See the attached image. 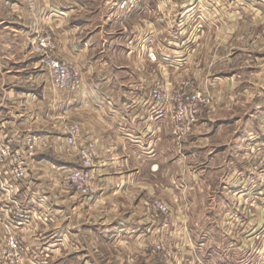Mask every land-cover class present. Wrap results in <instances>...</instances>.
<instances>
[{"label":"crops","instance_id":"obj_1","mask_svg":"<svg viewBox=\"0 0 264 264\" xmlns=\"http://www.w3.org/2000/svg\"><path fill=\"white\" fill-rule=\"evenodd\" d=\"M68 2L0 0V143L19 148L32 136L36 153L19 183L0 166V264L17 211L30 216L18 233L25 264H264V160L255 151L264 142V0H140L157 7L141 19L146 30L108 42L98 39L113 31L91 27L88 5ZM168 6L218 22L175 43L172 61L153 24L171 17ZM44 32L82 70L79 92L61 91L40 68L31 45ZM170 72L214 98L181 141L147 101L158 77L175 80ZM75 123L78 144L95 152L92 198L64 180L80 166L68 150ZM154 197L176 215L172 261L153 251L159 224L145 204Z\"/></svg>","mask_w":264,"mask_h":264},{"label":"built area","instance_id":"obj_2","mask_svg":"<svg viewBox=\"0 0 264 264\" xmlns=\"http://www.w3.org/2000/svg\"><path fill=\"white\" fill-rule=\"evenodd\" d=\"M31 47L33 53L40 57V68L48 71L58 89L68 94L81 90L82 70L57 55L55 40L49 33L37 35ZM148 56L152 62H157L155 53L151 52ZM153 84L147 99L151 104L152 116L156 119L169 116L171 134L177 141L191 134L204 112L214 106V98L206 94L192 78L177 77L173 83H167L163 78L158 77ZM80 129L81 125L75 123L70 129L68 138V150L78 153L80 166L65 171L64 180L67 186L75 188L83 196L92 198L96 194L93 186L95 152L89 147L78 144L77 135ZM255 151L264 160V142L255 148ZM35 155L33 137H28L24 146L19 148H13L8 143H0V166L4 167L17 183L27 177L30 163ZM149 210L152 219L158 220L159 232L165 233L154 244L153 251L164 260L172 261L174 249L168 244L167 238L179 233L171 228L174 219L172 207L160 198H152ZM29 218L28 213L17 211L11 224L7 225L11 231L5 237L7 249L2 264H25L26 247L18 233L28 223Z\"/></svg>","mask_w":264,"mask_h":264},{"label":"rangeland","instance_id":"obj_3","mask_svg":"<svg viewBox=\"0 0 264 264\" xmlns=\"http://www.w3.org/2000/svg\"><path fill=\"white\" fill-rule=\"evenodd\" d=\"M61 1L63 3H69L68 1H70V2L74 1L75 2L74 5H77L80 3H82V4L86 3L88 5V7L85 8V10H83L84 11L83 13L85 15H87L89 17L88 19H90L92 21L91 27L93 28L95 25V29L101 30L103 28V30L107 29V32L113 31L112 33L101 34L100 38L98 39V41H100V42H102V41L108 42L109 39H111L112 35H113V37H116V35L119 36L118 32H121V31L123 32V31H125V29H128L129 31L132 32V31H134L135 26L141 27V28H138L139 30L143 29V28L145 29V22L141 21V19H143L146 15L154 14L157 11L156 6H147L145 4H141V3L137 2L140 0H134V4H132L133 3L132 0H61ZM181 9H182V7L168 6L167 12L169 13V15H171V17L169 16V18L164 22L163 21H158V22L154 21V23H153L154 26L157 27L159 30L163 29L162 37L164 39V42H162V43L165 44L163 46L164 47L163 53H165V54L162 56V58H164V59L169 58L168 59L169 61L170 60L172 61L171 56L173 54L171 55L172 52L169 53L167 51L174 49L176 47L175 43L182 41V39H187V41L189 43L190 42L192 43V41L194 39H196V37H198V30L201 28V26L211 27L210 25L216 23V22L215 23L214 22L200 23V21L197 20L198 19L197 17L196 18L191 17L189 19H186V18H183L184 15L178 16V13L180 12ZM108 19H111L110 22ZM216 24H218V22ZM128 30H127V32H128ZM147 36H148L147 44H149L151 46L153 43V41L151 39H149V36L151 37V35L148 34ZM111 40L113 41V39H111ZM128 40H130V39H128ZM142 42L145 43L146 39L143 40ZM126 43H128V41ZM167 48H169V50H167ZM35 55H37V54H35ZM177 61L178 60L176 59L174 65H177L176 64ZM170 64H173V62L172 63L170 62ZM173 75H177L176 78L177 77H183V76H178L179 72H176V73L170 72V76H173ZM173 82H169V83H173ZM151 89H152V87H151ZM29 137H32V136H29ZM27 138L28 137L25 138L24 143L27 141ZM8 144L11 145V147H13V148H17L14 145H12V143L11 144L8 143ZM22 145H23V143H22ZM28 175H29V173H28ZM154 198H157V197H154ZM151 201H152V199H149L145 205L147 207V212L149 214L150 219L157 224L158 220L154 221L152 219L150 213H149V211H150L149 210V204L151 203ZM169 205H170V207H172L171 204H169ZM172 211H173V209H172ZM253 216L255 218H257L258 215L255 213ZM173 217H174V219L172 221L171 228L175 229L177 221H176V215H175L174 211H173ZM244 217H247V216L245 215ZM157 228L158 227H156V228H154V230H150V231L152 234H154L155 238L160 239V236H162V234L165 235V233H163L162 231L159 232V230H157ZM168 237H172V236L170 235Z\"/></svg>","mask_w":264,"mask_h":264}]
</instances>
